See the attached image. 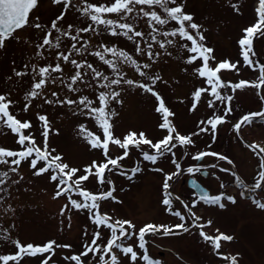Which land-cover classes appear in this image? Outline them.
I'll return each instance as SVG.
<instances>
[{"label": "rangeland", "instance_id": "1", "mask_svg": "<svg viewBox=\"0 0 264 264\" xmlns=\"http://www.w3.org/2000/svg\"><path fill=\"white\" fill-rule=\"evenodd\" d=\"M89 3H108L110 0H88ZM259 0H177L183 3L184 11L193 16L194 23L200 25V33L203 34V43L212 48L210 66L215 67L220 61L229 60L233 63L239 62L234 70H223L221 79L226 82V87L221 90L225 96L231 95L232 112L225 117V123L219 125L215 136L211 132L200 133L193 136L194 144L179 146L173 149L175 158L181 164L182 169H187L195 160L192 158L197 152L207 151L222 153L232 163L219 160L216 157H206L205 161L213 160L216 167L211 172L218 175V184H214V191L233 196L236 203L224 200V208L218 205H210L200 202L192 206L191 200L195 199L193 190L183 184L182 177L187 175L183 171L180 176L170 181L172 193V209L179 210L185 216V226L189 231L175 230L173 234H165L163 231L149 233L145 236L146 248L151 258L159 261V264H228L222 256H237L238 264H264V209L258 208L251 199L241 196L246 189L237 186L235 177L231 175L233 166L237 175L247 184H253L258 178L256 164L260 160L255 151L249 145L242 142L243 139L264 147V118L256 117L251 123H246L238 132L234 125L242 116L248 113L264 111V89L261 94L263 99L256 95L257 90L253 87H244L233 91L231 85L240 81H254L258 77V69L249 67L243 61L238 40L243 35V30L257 20V6ZM85 0H71L65 4L54 0H38L37 6L29 15L28 24L14 32L13 36L0 47V94L5 95L13 103L10 111L22 121H31V129L25 130V134H31L38 146L43 148V123L38 115H45L49 122V134L47 144L49 150H54L53 155H60L62 162L71 167L80 169L77 175H83L84 169L93 161L104 162L103 152L99 148H93L86 138L81 126L88 132L94 133L103 139L102 129L94 116L88 114V109L79 104L83 96H87L93 102L94 107L99 104V92H119L115 100H110L107 110L115 115L111 116L112 132L114 137L123 140L127 133L135 131L144 132L148 139L154 143L167 135V130L161 129V114L156 111L157 98L144 89L123 83L113 85L111 88H101L106 83L102 78H95L92 70L87 67L81 69L82 79L78 80L72 87L71 77L75 74L77 63H90L97 71L102 72L110 80L116 78V73L92 53L102 51L104 46L115 47L126 51L141 66L140 71L147 73L141 76L136 65L130 62L118 63L119 71L124 80H133L136 84H150L155 92L164 99L166 106L174 113L170 117L173 125L179 133L187 135L199 131V121L206 120L213 115H222L226 104L216 101L215 109L209 108L208 100L213 99L209 94H202L195 111L193 106V93L200 87H208L206 79L198 76L196 69L201 66L202 60L197 59L194 63H188L190 55L182 45H191V42L176 37H164L156 35V40L151 39L153 27L159 29L160 33L171 31L177 25L171 22L169 25H150V18L142 15L133 19L129 17L128 22L134 24L135 29L145 33L135 41L128 40L123 35L113 36L103 26H96L79 9L84 6ZM236 5L237 8H233ZM174 6V5H170ZM138 8L140 6H137ZM145 10H150L144 6ZM238 9V10H237ZM159 11V9H157ZM163 16V13H161ZM135 16V14H133ZM63 19L58 20V17ZM106 18L119 19L116 14H107ZM57 23V29L51 27L53 22ZM124 22V21H121ZM39 23L40 28L35 24ZM69 25L72 26L69 29ZM97 29L96 31L81 32L78 41H72L70 36H61L59 48L43 44L44 38L51 33L50 39L55 43L56 36L60 32L70 31L76 34L77 29L85 27ZM194 35H199L195 30H190ZM172 40L173 44H166ZM158 42H165L161 48ZM75 43L77 48L86 45L87 50L76 52L72 49ZM139 43L141 52H136ZM152 47V58L148 56V45ZM254 55L252 59L256 64H264V36H258L254 40ZM69 55V61H63L59 53ZM158 53V55H156ZM251 55V54H250ZM106 59H113L111 54H105ZM61 65L62 71L52 73L48 82L40 90V95L35 98L28 97L33 90L34 77L39 79L33 72V66L38 70L40 67L49 65ZM149 64L144 69L142 66ZM17 72L25 75L17 76ZM159 77L155 84L148 77ZM79 89L73 91L72 89ZM53 93H56L54 96ZM254 96V97H253ZM52 101L46 103L45 101ZM67 100L76 101L68 104ZM59 101H65L59 103ZM30 102L28 111H23L26 103ZM239 133V136H238ZM237 137V141L234 140ZM17 136L8 128L0 124V146L12 150H20ZM247 142V141H246ZM142 150H149L148 146L142 149L130 148L127 158L122 160L121 167L106 172V182L103 185L97 183L95 176H91L82 185L92 192L109 191L114 188L112 197L100 201L101 213H106L114 220H130L136 227L129 229L135 232L131 239L122 243L134 246L140 256L143 250L138 247V231L146 224L172 226L181 223L179 217L168 211V206L162 203L164 199L163 182L166 174L176 171L172 163V155L166 154L156 164L143 160ZM219 153V154H220ZM123 150L117 145L110 144L109 155L115 158L122 155ZM215 161V162H214ZM217 162V163H216ZM40 162L37 168L43 167ZM12 167H17L13 165ZM141 168V171L129 180L120 175L125 171L131 175V169ZM163 169L158 172L155 169ZM229 169V172L220 169ZM0 171H9L8 165L0 164ZM36 169L30 167V160L22 162L16 172L9 171L7 182L0 185V255L14 254L17 251L15 241L21 244L33 243L44 244L49 240L56 241L57 245H70L71 247H56L55 253L49 264H75L74 261L66 259L71 255L80 254L86 243L92 239V233L97 226L92 222L91 213L87 210L74 208L68 199H81L77 194H62L57 196L58 181L50 179L53 171L42 175H35ZM107 181H111L108 183ZM209 183V179H204ZM222 183L221 187L219 183ZM211 184V183H210ZM212 185V184H211ZM258 192L264 197V188ZM252 192V191H251ZM253 193V192H252ZM179 197V199H177ZM264 202V200H261ZM184 204H188L196 216L201 217L199 221L189 215ZM67 205V207H65ZM212 221L210 226H205L202 231L209 236L220 233L233 237L231 241H221V247L217 251L210 241L201 235L198 224H206ZM101 241L106 243L110 231L100 228ZM119 258L120 264H130L129 257H125L119 249L114 250ZM48 254L35 257L25 256L19 264H41ZM83 264H98V256L89 254L82 257ZM12 264V262H10ZM135 264H145L138 259Z\"/></svg>", "mask_w": 264, "mask_h": 264}, {"label": "snow or ice", "instance_id": "2", "mask_svg": "<svg viewBox=\"0 0 264 264\" xmlns=\"http://www.w3.org/2000/svg\"><path fill=\"white\" fill-rule=\"evenodd\" d=\"M56 3H60L61 0H54ZM71 0H64L65 4H69ZM38 0H0V47L4 46L5 40L11 38L14 32L18 29L25 27L28 24L30 12L37 6ZM174 5V6H170ZM137 6H140L139 8ZM147 6L150 10H145ZM233 8H237L236 5H233ZM159 9V11H157ZM238 10V9H237ZM80 13L87 17L92 24L96 26H103L106 31H108L113 36L123 35L127 37L130 41H135L136 38H141L145 33L135 29L133 23L128 22L129 17L135 19L136 17L143 16L150 18L148 23L150 25H169L171 22H175L177 25L171 31H164L163 33L159 32V29L153 27L152 32L155 33L151 35L152 40H156V35H163L164 37H176L179 36L181 39L191 42V45L187 44L182 45L186 50L193 54L188 58V63H194L197 59L202 60L200 67L196 69V72L199 77L206 79V84L208 87H200L193 93V106L190 109L195 111L197 104L199 103L202 94H209L213 99L208 100L209 108L215 109L216 101L226 104L225 112L222 115H213L212 117L207 118L206 120L199 121V131L191 134H181L178 132L176 127L173 125L170 117L174 116V113L166 106L164 99L160 96L158 92H155L153 87L147 83L136 84L133 80H124L123 74L119 71L118 63L121 62H130L131 64L136 65L137 70L140 72L141 76H147V73L140 71L141 66L137 64V61L133 59L129 53L126 51L117 49L115 47L104 46L102 51H96L92 53L94 56L98 57L106 65L110 66L112 70L116 73V78L109 79L102 72L97 71L90 63H77L76 60H71V63L75 65L76 71L75 74L71 77V84L69 88L72 87V84H75L78 80L82 79L81 69L87 67L92 70L93 76L95 78H102L106 83L101 84V88H111L113 85H119L122 81L128 85H135L146 92L154 95L158 100V106L156 111L161 114L162 123L159 125L161 129L167 130V135L162 139L156 141L155 143L148 139L144 132H129L124 136L123 140L120 138L114 137L112 132L111 116L115 113H111L107 110V105L110 100H115L120 93L119 92H105L101 91L98 95L99 104L102 106L94 107L92 100L87 96H83L79 100V104L83 105L84 108L88 109V114L94 116L95 120L98 122L100 128L102 129L103 139L100 136L95 135L94 133L88 132L83 126H81V131L85 132L86 138L91 143L93 148H99L103 152L104 162L93 161L84 169L83 175H77L80 172V169L76 167H71L67 163L62 162V157L60 155H53L54 150H49L47 144V137L49 134V122L48 118L45 115H38V119L43 123V131L41 135L43 136V148L37 145L35 139L31 134L26 135L25 130L31 129V121L18 119L14 115L10 108L12 106V101L8 99L5 95L0 94V124L8 128L13 134L17 136L16 143L21 146L20 150H12L10 148H5L0 146V164L8 165L10 172H16L18 166L24 162L30 160V167L36 169L35 175H42L49 172L51 169L53 174L50 179L52 181H58V191L57 196L62 194H77L81 199H72V196L69 195L68 199L70 204L80 210H87L91 213L92 222L97 226V230L92 233V239L90 242L86 243L84 250L80 254L71 255L66 257V259L74 261L75 264H83L82 257H87L89 254H93L94 257L98 256V264H120L119 258L114 251L119 249L120 252L125 256L129 257L130 264H135L138 259H142L145 264H159V261L154 260L150 257L148 250L146 248L145 236L149 233H156L163 231L165 234H173L175 230H183L184 232L189 231L185 226V216L182 215L181 211L172 209V193L168 190L171 188L170 181L174 177L181 175L183 171H186L190 176H195L197 173H202L207 175V167H216V165H199V166H190L187 169H182L181 164L175 158L174 148L179 146H189L194 144L193 136L199 135L200 133L211 132L215 136V131L217 127L225 123V117L232 112L231 101L233 97L231 95L225 96L222 94L221 90L225 88L226 82L221 79L220 73L223 70H234L237 68L239 62L233 63L229 60L220 61L216 64L215 67L210 66V60H215V57L212 56L213 49L205 46L203 43L204 36L200 33V25L192 22L193 16L184 11L183 3H177V0H110L108 3H89L88 0H85L84 6L79 9ZM257 20L251 26L243 30L242 37L238 40V44L241 49V56L243 61L249 67L258 69V77L254 81H240L234 85H231L233 91L236 89H241L244 87H253L256 89H264V64L254 63L252 56L254 55V40L258 36H264V0H259L258 7L256 9ZM163 13V16L162 14ZM107 14H116L119 19L106 18ZM135 14V16L133 15ZM63 19V16L58 17V20ZM124 21V22H121ZM36 28H40L39 23L35 24ZM53 29H57V23L54 21L51 25ZM69 29L72 28L71 25L68 26ZM91 25L82 29H77L76 34L72 35L70 31L60 32V35L56 36L55 43L53 44L51 33L44 38V45H51L54 48H59L61 43V36H70L72 41H78L80 39L81 32L96 31ZM195 30L199 35H194L192 31ZM57 31H60L57 29ZM161 48L165 47V42H158ZM166 44H173L172 40H167ZM152 45L149 44L148 56L152 58L153 53L150 51ZM72 49L76 52H82L87 50V46L84 45L81 48H77L76 44H72ZM136 52L139 53L142 49L139 46V43L136 45ZM111 54L113 59H106L105 54ZM251 54V55H250ZM158 55V53L156 54ZM59 57L63 61H69V55H65L63 52L59 53ZM144 69L150 67L149 64H144L142 66ZM62 68L59 63L54 67L49 65L47 67H40L38 70L33 66V72L36 73V76L39 77L38 80L34 77L33 90L28 93V97L35 98L40 95V90L48 82V78L52 73L61 72ZM17 76L25 75V73L17 72ZM154 85L156 80L159 77H148ZM73 91H79V89H72ZM55 96L56 93H53ZM46 103H52V101H45ZM65 101H59V103H64ZM66 103L73 104L76 101L67 100ZM30 107V102L26 103L23 111H28ZM260 117L264 118V111L253 112L245 114L240 118V120L234 125V128L239 131L243 124L251 123L254 118ZM110 144L117 145L120 149L123 150V154L113 158L109 155ZM143 146H148L149 150H142L141 155L143 160L149 161L152 164H156L157 161L164 157L166 154L172 155V163L175 165L176 171L166 174L163 182L164 189V199L162 203L168 206V211L179 217L181 223L175 224L172 226L168 225H156V224H146L141 227L138 231V247L143 250V255L140 256L135 250L134 246L127 245L125 246L122 241L126 239H131L133 235H137L135 232H130L129 229H135V225L130 220H114L106 213H101L100 211V201L112 197L114 188L109 191H100L92 192L82 185L84 182L88 181L91 176H95L97 183L103 185L106 182V172L113 171L121 167V161L128 157L130 148L142 149ZM256 155L260 157V171L258 172V178L255 179L253 184L245 183L239 175L236 173H231L235 177V183L237 186H240L246 190L255 192L256 190L264 188V147H260L257 144H250ZM206 156H213L219 160H225L229 164L232 163L227 157L215 153L200 151L197 152L192 158L197 161L203 160ZM43 162L44 166L37 168V165ZM13 165L17 167H12ZM158 172H162L163 169H155ZM9 171H0V185H3L7 182L9 178ZM141 168L134 167L131 169V175H128L127 172L121 171L119 174L126 176L129 180L132 179L136 173L140 172ZM220 171L229 172V169H220ZM111 183V181H107ZM192 187L194 189L193 195L196 197L192 201V206L195 207L196 204L201 201L210 204L218 205L220 208H224V200L230 201L231 203H236V199L233 196H226L224 193L217 195H211L208 191L199 190L201 189L200 184L193 179ZM223 187V185H221ZM2 190V189H0ZM244 195V192H241V196ZM253 203L260 209H264V202L257 200L255 196H250ZM179 199V197H177ZM67 207V205L65 206ZM184 208H187L189 215H191L195 221H199L202 218L196 216L189 208L188 204H184ZM212 224L211 220H208L206 224L196 225L201 229V235L205 240L210 241L215 250H219L221 247V241H231L232 236L220 233L217 229L218 235L209 236L202 231L205 226H210ZM100 228H105L110 231V236L108 237L106 243H98L101 241V232ZM15 246L17 251L14 254H5L0 255V264H19V261L22 260L25 256L35 257L37 255L48 254L41 264H49V261L52 259V255L55 253L56 247H71L70 245H57L56 241L49 240L44 244H21L19 240L15 241ZM222 258L228 262V264H238L237 256L232 255H223Z\"/></svg>", "mask_w": 264, "mask_h": 264}, {"label": "flooded vegetation", "instance_id": "3", "mask_svg": "<svg viewBox=\"0 0 264 264\" xmlns=\"http://www.w3.org/2000/svg\"><path fill=\"white\" fill-rule=\"evenodd\" d=\"M261 92H262V90L261 89H258L257 90V95H256V97L257 96H259V97H261V100L263 99V95L261 94ZM254 97V96H253ZM260 118V117H259ZM255 120H256V118H255ZM238 135H239V133H238ZM241 139H243L242 140V142L244 143V144H247V145H249V144H254V143H249L248 142V140H246V139H244V138H242V137H240ZM234 140L235 141H237V137H234ZM247 141V142H246ZM215 152L217 151V150H214ZM220 153V152H219ZM221 155H223V156H225V157H227L226 155H224V154H222V153H220ZM206 157H210V156H206ZM206 157H204L203 158V160H201V161H197V160H195L192 164H190L188 167H190V166H199V165H215L214 163H213V160H210V161H205L204 159L206 158ZM213 157V156H212ZM228 158V157H227ZM229 159V158H228ZM215 162V161H214ZM230 165V164H229ZM259 165H260V160L258 161V163L256 164V171H260V167H259ZM231 166V165H230ZM211 168L212 167H207L206 168V171H207V175H204V174H202V173H197V174H195V176H193V177H195V178H197L208 190H209V193L211 194V195H214V193H216L215 191H214V188H215V186L213 185V183L214 184H218V175H217V173H215V172H211ZM236 173L237 174V171H236V169H235V166H233V170H232V172L231 173ZM190 177V174H188L187 173V175H185V176H183L182 177V181H183V184L184 185H186L187 186V179ZM204 179H209V183H206L205 181H204ZM212 185H211V184ZM219 184H221L222 185V183L220 182ZM220 185V186H221ZM214 187V188H213ZM194 191V190H193Z\"/></svg>", "mask_w": 264, "mask_h": 264}, {"label": "water", "instance_id": "4", "mask_svg": "<svg viewBox=\"0 0 264 264\" xmlns=\"http://www.w3.org/2000/svg\"><path fill=\"white\" fill-rule=\"evenodd\" d=\"M191 180H193V179H191ZM189 184L192 186V183H191V181L189 182ZM201 186V185H200ZM198 191H199V189H197Z\"/></svg>", "mask_w": 264, "mask_h": 264}]
</instances>
